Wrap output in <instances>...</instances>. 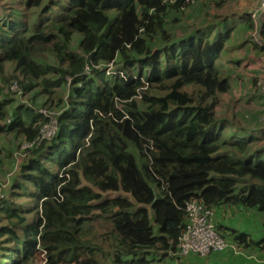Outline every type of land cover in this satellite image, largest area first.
I'll return each instance as SVG.
<instances>
[{"label": "trees", "instance_id": "obj_1", "mask_svg": "<svg viewBox=\"0 0 264 264\" xmlns=\"http://www.w3.org/2000/svg\"><path fill=\"white\" fill-rule=\"evenodd\" d=\"M227 1L194 4L221 8ZM192 6L0 0L4 91L15 100L13 86L20 97H45L44 109L68 106L47 117L19 98L16 107L13 98L0 100V137L20 140L14 153L31 145L18 172L31 184L32 200L0 199L7 223L0 250L11 264H34L38 251L46 264H184L176 253L191 199L216 216L254 213L252 230L216 220L217 232L237 249L219 254L227 264H263L251 251L264 261V129L238 128L232 115L217 118L216 107L235 90L230 70L244 61L245 54L230 56V40H239L238 51L249 44L257 56L264 46L253 40L247 12L198 27L184 22ZM110 64L115 74L107 77ZM245 95L235 91L229 103L251 99ZM49 120L56 134L47 140L41 130ZM35 207L40 211L30 218ZM96 223H103L100 245L82 243L84 225L89 234ZM212 255L189 256L214 264Z\"/></svg>", "mask_w": 264, "mask_h": 264}, {"label": "rangeland", "instance_id": "obj_2", "mask_svg": "<svg viewBox=\"0 0 264 264\" xmlns=\"http://www.w3.org/2000/svg\"><path fill=\"white\" fill-rule=\"evenodd\" d=\"M201 1V0H196ZM213 7V11L211 12V8ZM257 7V0H231L230 3H227L219 8L216 4H212L210 8H200L197 4H193V6L189 9L187 16L184 17V22H192L196 21L197 26H204V25H213L216 23L217 19L222 18L224 15H230V14H236V13H243V12H252L254 13L255 9ZM213 14V17L211 16ZM251 14V15H252ZM188 16L194 17V19L189 18ZM206 22V23H205ZM264 23V19H263ZM260 28L258 27V30ZM263 31V29H262ZM264 34L262 33L259 35L258 42L259 44H262L264 46ZM239 43V40L236 38H233L230 40L228 45L234 49V52L230 54V56H233L235 54H245L244 61L241 66L235 67L232 69V67H229L230 74L232 75L233 80V88L235 89L231 94L227 95L225 94L220 101V104L218 107H216V116L217 118H224L225 115L230 117L233 116V119L235 118L236 124L238 128H245L248 130H255V129H264L262 125L258 123L257 115L260 116L264 113V104H262V101L260 99L257 100L255 98L254 94H256L255 89L253 88V79L257 77L258 79L263 77V69H257L252 63H261L260 61H263V57L258 56L256 60L252 59V55L248 56V54L253 52H248L246 49L249 44H247L244 47V50H236L235 46ZM257 56V55H256ZM234 58V56H233ZM113 65V64H112ZM115 68V66H112ZM239 68L238 70H236ZM117 69V68H116ZM6 74L10 73V69L8 67L5 68ZM14 89L13 92L16 93L17 98L20 99L21 103L27 104L31 106V108H35L38 110L43 116H51V115H60L64 111H66V108L64 106H60L57 104H51L47 109L41 107V101H45V97L42 96H36L33 92L30 93L27 97H20L19 94L15 91L16 88L14 86L12 87ZM235 91L245 92L247 93V96H250V100L248 101L246 97L243 96V99L240 101L237 107H233L229 101H232L234 99ZM254 93V94H253ZM60 95L61 91H60ZM63 99H66L65 96H62ZM7 98H13V104L15 107L19 105V99L16 98L15 95H9L8 93L4 91V88L2 86V79L0 78V100L7 99ZM32 98H35L33 101ZM56 122L54 120H49V125H55ZM44 126L41 131H44V138H50L53 137L56 134V128L54 126ZM42 133V132H41ZM0 137V199L5 198L6 200L13 202L15 204H23L24 202H27L28 200H32L31 193L33 192V188L31 187V184L25 179V173L19 174L18 168L21 165V162L25 160V158H22L17 153H14L15 148L19 144L20 141L18 138H16L14 135H1ZM32 157V156H31ZM30 157V158H31ZM23 164V163H22ZM19 186H24L30 190V194L23 193L19 190L17 191ZM18 192V194H16ZM39 208L35 207L32 209V213H30L28 216L30 218L34 217L35 212H39ZM218 217V216H217ZM36 218V216H35ZM221 222H223L224 225L227 226H233L237 228L238 230L242 231L244 226L248 224V230H252L255 228V221H259V218H257L254 213L248 212L245 216V214H242L240 216L239 211L237 210H227L220 212ZM247 221H246V220ZM3 218L0 219V230L7 227V223L5 221H2ZM85 222V221H84ZM83 222V223H84ZM216 222V220H215ZM247 222V223H246ZM82 226V225H81ZM103 223H96L95 227H92V233L88 234V231H86V225H84L83 230L84 232L81 233V242L84 244L89 245H99L100 242V234L103 232L102 229ZM97 234V235H96ZM5 235H2L3 237ZM6 252L0 250V264H11L7 259H5ZM254 257H256V261L259 263H263L264 261H259L257 255L255 253H252ZM34 264H42V258H41V251H38V255L36 257V262Z\"/></svg>", "mask_w": 264, "mask_h": 264}, {"label": "built area", "instance_id": "obj_3", "mask_svg": "<svg viewBox=\"0 0 264 264\" xmlns=\"http://www.w3.org/2000/svg\"><path fill=\"white\" fill-rule=\"evenodd\" d=\"M192 4L195 0H184ZM264 14V0H257V7L251 18L254 22L260 21L259 17ZM263 33H264V26ZM264 96V82H260ZM264 124V116L260 118ZM54 126L55 125H49ZM44 136V131H41ZM44 138V137H43ZM52 138V137H51ZM49 140L50 138H46ZM31 145L22 144L18 150V155L25 157L24 151ZM184 212L186 215V226L184 232L178 240L177 257L186 258L191 254L199 257H206L210 254H219L230 249L237 254V249L226 242L216 230L215 212L205 208L200 202L193 199L185 203ZM42 264H46L45 253L41 251Z\"/></svg>", "mask_w": 264, "mask_h": 264}, {"label": "crops", "instance_id": "obj_4", "mask_svg": "<svg viewBox=\"0 0 264 264\" xmlns=\"http://www.w3.org/2000/svg\"><path fill=\"white\" fill-rule=\"evenodd\" d=\"M231 2V0H229L228 1V3H230ZM248 14H249V16H251V14H252V12H247ZM237 14H239V13H237ZM241 14V13H240ZM252 38L253 39H257L256 38V35H254V33L252 32ZM257 57L258 56H256L254 53L252 54V59L253 60H256L257 59ZM261 57H263V59H264V55L263 56H261ZM260 62H262L261 64L260 63H252L258 70L259 69H263V77H261V78H257V77H255V79H256V83H255V87H254V85H253V88L255 89V92H256V95H258V96H260L259 98H260V100L262 101V104H264V96H263V89H262V86L261 85H259V83L260 82H264V60L263 61H260ZM244 94H246L247 95V93H245L244 92ZM245 95V96H246ZM262 96V97H261ZM248 100V99H247ZM264 116V113H263V115H257V117H259V118H261V117H263ZM219 216H220V214H219ZM219 216L217 217L216 216V220H218L219 219ZM233 227V226H232ZM233 228H235V227H233ZM235 229H237V228H235ZM238 230V229H237ZM240 231V230H239ZM242 231H244V230H242ZM255 234V233H254ZM227 241H229V242H231V240H229L228 238H225ZM100 245V244H99ZM251 253H254V251H251ZM212 256H215L212 260H213V262H214V264H216L218 261H220V263L221 264H227L228 263V261H227V258H228V256H224V257H222L220 254H217V255H212ZM195 259H197V258H195V257H193V256H188V257H186V258H184L183 260H181V262L182 263H184V264H206V263H203V262H201L200 260H195ZM208 264H211V262L209 261L208 262ZM241 264V263H240Z\"/></svg>", "mask_w": 264, "mask_h": 264}, {"label": "clouds", "instance_id": "obj_5", "mask_svg": "<svg viewBox=\"0 0 264 264\" xmlns=\"http://www.w3.org/2000/svg\"><path fill=\"white\" fill-rule=\"evenodd\" d=\"M196 2V0L192 3V4H194ZM186 3H188V2H186ZM188 4H190V3H188ZM250 18H251V16H250ZM259 19H260V21H258V22H254L253 20H252V18H251V20L253 21V23L255 24V28H254V30H253V33H254V35H256V38L257 39H253L256 43H259L258 42V39H259V35H261L262 33H263V31H262V27L264 26V23H263V19H264V14L263 15H261V17H259ZM258 27L260 28L259 30H258ZM264 34V33H263ZM262 38H264L263 36H262ZM115 74V71H114V68L112 67V64H110V65H107V69H106V76L107 77H110V76H113ZM14 88H16V86H14ZM64 108H68V106H64ZM56 126V125H55ZM91 129H92V127H91ZM88 141V137L85 139V142H87ZM21 146V145H20ZM19 146V147H20ZM16 153H18V151L16 152ZM78 153V152H77ZM24 157V156H23ZM25 158V157H24ZM191 200H193V199H191ZM188 201H190V200H188ZM187 201V202H188ZM187 202H185V203H187ZM184 206H185V204H184ZM184 210V209H183ZM215 220H216V215H215ZM215 225H216V222H215ZM217 230V229H216ZM218 233V232H217ZM219 234V233H218ZM220 235V234H219ZM221 236V235H220ZM222 237V236H221ZM224 240H226L224 237H222ZM226 242L228 243V244H230L231 246H233V247H235V245H233V244H231L230 242H228L227 240H226Z\"/></svg>", "mask_w": 264, "mask_h": 264}]
</instances>
